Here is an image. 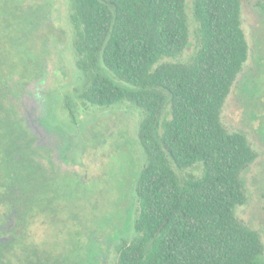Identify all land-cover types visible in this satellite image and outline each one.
Returning a JSON list of instances; mask_svg holds the SVG:
<instances>
[{
	"label": "trees",
	"instance_id": "1",
	"mask_svg": "<svg viewBox=\"0 0 264 264\" xmlns=\"http://www.w3.org/2000/svg\"><path fill=\"white\" fill-rule=\"evenodd\" d=\"M242 2L193 0L199 46L183 61L190 45L187 0H71L77 64L85 77L81 96L97 106L128 100L145 113L139 140L147 162L134 186L137 236L121 241L117 264H264L260 231L237 214L248 201L244 175L258 152L222 121L249 58ZM49 6L0 0V216L3 208L22 217L8 231L18 241L30 238L37 221L50 222L63 198L82 201L79 177L41 158L15 101L16 87L46 74ZM199 164L201 176L188 171ZM71 228L72 248L63 244L55 253L24 244L18 264L78 260L80 231ZM14 242H0V264H16Z\"/></svg>",
	"mask_w": 264,
	"mask_h": 264
},
{
	"label": "rangeland",
	"instance_id": "2",
	"mask_svg": "<svg viewBox=\"0 0 264 264\" xmlns=\"http://www.w3.org/2000/svg\"><path fill=\"white\" fill-rule=\"evenodd\" d=\"M44 1L50 4L45 30L52 31L44 46L46 74L22 89L16 87L15 101L37 135L41 158L49 157L58 171L78 176L83 188L81 204L73 196L63 198L50 222L37 221L29 235L57 253L63 244L73 247L69 231L79 228L82 252L70 264H117L121 241L137 236L134 186L147 162L139 140L145 113L128 100L97 106L81 96L85 77L77 64L71 0ZM187 12L190 45L179 58L183 61L196 52L200 36L193 0H187ZM242 21L249 58L225 102L222 121L230 131L243 132L258 152L244 175L248 201L237 214L259 230L264 241V2L243 0ZM188 171L201 176L204 168L199 164Z\"/></svg>",
	"mask_w": 264,
	"mask_h": 264
},
{
	"label": "flooded vegetation",
	"instance_id": "3",
	"mask_svg": "<svg viewBox=\"0 0 264 264\" xmlns=\"http://www.w3.org/2000/svg\"><path fill=\"white\" fill-rule=\"evenodd\" d=\"M36 135V134H35ZM37 136V135H36ZM37 144V142H36ZM1 211H3L5 213V216L2 217L0 216V218L2 219V221L4 220V223L2 224V229H3V234H2V237L0 238V242H12V241H15L14 242V246H15V252L16 253H19V255L15 256V259L13 260L14 263L18 264L20 263L19 261L20 260H17L19 259V257L22 256V253L24 252L23 251V245L24 244H31V246L36 249L38 244L35 243L34 239H31L28 238V239H25L24 241H18V240H15L12 236V234L8 233V231H11L14 227H13V224L15 221H17L18 219H22V217L18 214L15 213V209H14V212L13 213H10V215H6V209H1ZM5 249V248H4ZM7 249V248H6ZM32 257V256H31ZM33 259H37V257H33Z\"/></svg>",
	"mask_w": 264,
	"mask_h": 264
}]
</instances>
